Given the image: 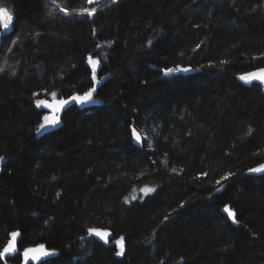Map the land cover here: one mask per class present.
<instances>
[{"label": "trees", "instance_id": "trees-1", "mask_svg": "<svg viewBox=\"0 0 264 264\" xmlns=\"http://www.w3.org/2000/svg\"><path fill=\"white\" fill-rule=\"evenodd\" d=\"M2 6L14 22L0 45V250L18 235L0 264L40 245L50 264H264V87L237 80L264 69V0ZM95 83V104L38 130V101Z\"/></svg>", "mask_w": 264, "mask_h": 264}, {"label": "snow or ice", "instance_id": "snow-or-ice-1", "mask_svg": "<svg viewBox=\"0 0 264 264\" xmlns=\"http://www.w3.org/2000/svg\"><path fill=\"white\" fill-rule=\"evenodd\" d=\"M52 2L56 3V0H52ZM87 2L88 4H93L94 0H87ZM60 11L67 13L68 10L61 7ZM74 11L79 15L87 14L88 16H92L95 14L96 8L95 7L93 8L84 7L78 10H74ZM13 19L14 17L10 10H8L5 7H0V29H3L5 32L10 30ZM13 43H15V41H13ZM9 51H11V49H9ZM88 59H89V63L92 64L93 80H95L96 79V76H95L96 65L99 63V60H93L91 56H89ZM176 70L177 69H166L165 75L173 71H176ZM182 70L188 71V69H182ZM240 79L248 83H250L254 79L260 81L261 83H264V69H260L258 72H252V73L242 75ZM94 91H95V88H92V89H89V91L85 92L83 95H74L70 99L76 101L77 103L85 104L93 99ZM52 95L55 96L56 94L52 93ZM67 103H68V100H59L55 105H50V104H47V102L41 100L37 102V106L39 107L41 105H45L47 107H53L54 112H59L60 109L63 108V106ZM43 121L44 122L39 125L38 130L46 129L48 126L56 125L59 122V117L55 114L45 115L43 117ZM132 135L137 142L141 141L142 137L135 128L132 129ZM2 159L3 157H0V160ZM262 170H264V165H261V167L256 168V169H252V171H256V172H260ZM146 191H151V189H147ZM134 198L135 197H133V199ZM224 211L228 214L229 217H232L233 219H235V214L231 211L229 207L225 206ZM89 233L95 234L101 240H104L105 243L108 242L109 233L106 231H102L98 229H89ZM10 235L12 239L9 241L7 246L3 248V250H0V260H5V257L7 255L15 253L17 251L16 245H15V238L17 237L18 233L13 232ZM116 243L120 247V251L117 252V255H122L124 251L123 238H121V240L117 241ZM54 255H56L54 250L48 251L45 249L43 245H40L37 248H28L23 251L24 264H28L29 259L33 261H39L41 260V258H45L43 260V264H50V257ZM5 264H6V261H5Z\"/></svg>", "mask_w": 264, "mask_h": 264}, {"label": "water", "instance_id": "water-1", "mask_svg": "<svg viewBox=\"0 0 264 264\" xmlns=\"http://www.w3.org/2000/svg\"><path fill=\"white\" fill-rule=\"evenodd\" d=\"M13 17H14V16H13ZM13 22H14V19H13V21H12V25H11V27H10V30H8L7 32H5L3 29H0V45L2 44V39H3V37H5L6 35H8V34H10V33L12 32V30H13ZM188 71H189V70H188ZM188 71H183V72H184V73H188ZM243 75H245V74H243ZM241 76H242V75H239V76L237 77V80H238L239 82L244 83V84H247V85H249V84L252 83V82H254V83H258V82H260V81L254 79V80H252L250 83H248V82H245V81L241 80V79H240ZM260 83H261V82H260ZM262 85H263V87H264V83H262ZM92 88H95V91L93 92V99H92L91 101H89L88 103H85V104H80V103H77L76 101L70 99V98H71L72 96H74V95H83L85 92H83V93H73V94H71V95H69V96H67V97H64V98H54V99H51V100H46L45 102H47V104H50V105H55L59 100H68V103L65 104V105L63 106V108L60 109L59 112H54V108H53V107H47V106H46V107L48 108V110H49V114H48V115H53V114H55V115H57V116L59 117V120H60L62 114H63L66 110H68L70 107H72V106H76L77 108L82 109V108H84V107L91 106V105L95 104V103H96V101H95V95H96V90H97V88H98V84H97V83L93 84V86H92L90 89H92ZM87 91H89V90H87ZM87 91H86V92H87ZM132 129H133V127H131V140H132V143H133V145H135V146L141 147V146H142V143H143V138L141 139L140 142H137V141L134 139L133 135H132ZM139 134H140V133H139ZM140 135H141V134H140ZM141 137H142V135H141ZM222 211H224V209H222ZM224 212H225V211H224ZM89 229H98V230H102V231H106V232H108L107 230H104V229H102V228H98V227H91V228H88V229H87V235H88V237L93 238V239H95V240H101V239H100L99 237H97L95 234H90V233H89ZM108 233H109V232H108ZM108 238H109V236H108ZM11 239H12V237H11ZM11 239H10V240H11ZM10 240H9V241H10ZM9 241H8V243H9ZM8 243H7V244H8ZM7 244H6V246H7ZM15 245H16V249H17V237L15 238ZM12 254H14V253H12ZM12 254L7 255L6 257L11 256ZM22 256H23V252H22ZM6 257H5V258H6ZM23 258H24V256H23ZM22 264H24V260H23Z\"/></svg>", "mask_w": 264, "mask_h": 264}, {"label": "rangeland", "instance_id": "rangeland-1", "mask_svg": "<svg viewBox=\"0 0 264 264\" xmlns=\"http://www.w3.org/2000/svg\"><path fill=\"white\" fill-rule=\"evenodd\" d=\"M113 1L114 0H94V3L91 5L95 8H98L102 3H111ZM2 7H4V6H2ZM141 135H142L143 139H146V140L149 139L148 135H145V134L144 135L141 134ZM147 189H151V188L150 187H143V188L137 189L136 191L133 192L132 198L135 197L134 199H136V198H140V197H143V196L149 194L151 191H146Z\"/></svg>", "mask_w": 264, "mask_h": 264}]
</instances>
